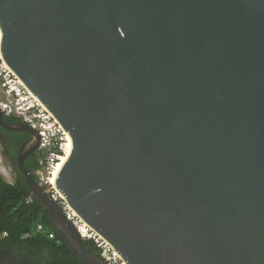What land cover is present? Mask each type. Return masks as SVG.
<instances>
[{"label": "water", "instance_id": "95a60500", "mask_svg": "<svg viewBox=\"0 0 264 264\" xmlns=\"http://www.w3.org/2000/svg\"><path fill=\"white\" fill-rule=\"evenodd\" d=\"M3 61L72 141L56 187L126 264H264V0H0ZM17 155L32 196L89 251Z\"/></svg>", "mask_w": 264, "mask_h": 264}, {"label": "built area", "instance_id": "2783aa9c", "mask_svg": "<svg viewBox=\"0 0 264 264\" xmlns=\"http://www.w3.org/2000/svg\"><path fill=\"white\" fill-rule=\"evenodd\" d=\"M1 31V30H0ZM2 38V34H1ZM1 46V41H0ZM0 111L5 117H15L36 130L40 137L38 152L41 153L40 168L36 172L44 192L61 206L65 217L81 235L82 240L92 241L99 250L100 257L108 264H126L115 249L97 232L89 227L68 205L53 184L56 167L69 149L68 134L44 107V105L24 86L13 71L4 63L0 51ZM36 231L45 232V227L38 224ZM30 237V234H26ZM51 240L56 239L49 232Z\"/></svg>", "mask_w": 264, "mask_h": 264}, {"label": "trees", "instance_id": "16d2710c", "mask_svg": "<svg viewBox=\"0 0 264 264\" xmlns=\"http://www.w3.org/2000/svg\"><path fill=\"white\" fill-rule=\"evenodd\" d=\"M6 119L10 124L20 122V119L15 117ZM0 129L16 135V142L8 145V150L5 151V157L16 163L20 146L18 142L28 138L29 135L21 132L13 133L2 127ZM41 158V153L37 151L26 159L24 165L35 173L40 168ZM15 170L19 171L18 168ZM33 176L37 179L35 174ZM38 224L45 227V232L36 231ZM49 232L55 233V240L48 237ZM3 233H7L8 236L0 242V248L3 245H21L26 247V251H32L36 259L41 260L43 264H84L64 238L52 228L48 209L37 196L31 195L22 174L16 181L9 183L0 173V235ZM25 234H30V237L24 238ZM84 245L89 251L100 255L92 241H85ZM30 257V261H33V256Z\"/></svg>", "mask_w": 264, "mask_h": 264}, {"label": "flooded vegetation", "instance_id": "af4514ba", "mask_svg": "<svg viewBox=\"0 0 264 264\" xmlns=\"http://www.w3.org/2000/svg\"><path fill=\"white\" fill-rule=\"evenodd\" d=\"M6 122H7V119H6ZM15 137H16V135L8 134L7 132H4L0 129L1 156L7 162V166L10 169L11 174H13L15 176V181H16L18 176L21 174L20 171L15 170V168H18L17 157H16V163H14V161H11V159H8L5 157V151L8 150V145H11L14 142H16ZM29 139H30V135L28 138H25L24 140H20L18 142L20 144L18 152H19L20 148ZM17 155H18V153H17ZM36 176H37V181L39 183V177L37 174H36ZM4 239H5V237H0V242L3 241ZM25 248L21 245H3L0 248V264H43L41 260L36 259L35 254L31 253L32 251L31 252L26 251ZM30 255L33 256V261H30V259H31Z\"/></svg>", "mask_w": 264, "mask_h": 264}, {"label": "rangeland", "instance_id": "374dc122", "mask_svg": "<svg viewBox=\"0 0 264 264\" xmlns=\"http://www.w3.org/2000/svg\"><path fill=\"white\" fill-rule=\"evenodd\" d=\"M0 173L3 175L6 181L13 183L15 181V176L11 174L10 169L7 166V162L1 156L0 151Z\"/></svg>", "mask_w": 264, "mask_h": 264}, {"label": "bare ground", "instance_id": "6f19581e", "mask_svg": "<svg viewBox=\"0 0 264 264\" xmlns=\"http://www.w3.org/2000/svg\"><path fill=\"white\" fill-rule=\"evenodd\" d=\"M1 39L2 38H1V31H0V41H1ZM68 138H69V147H68L69 149L67 150L66 155L61 159V162L56 167L55 175L53 178V184H55L57 177H58V174H59L60 170L62 169L63 165L65 164V162H66V160H67V158L70 155L71 150H72V141H71L69 136H68ZM5 234H7V233H3L2 235H5Z\"/></svg>", "mask_w": 264, "mask_h": 264}, {"label": "clouds", "instance_id": "9594fccd", "mask_svg": "<svg viewBox=\"0 0 264 264\" xmlns=\"http://www.w3.org/2000/svg\"><path fill=\"white\" fill-rule=\"evenodd\" d=\"M1 57H2V55H1ZM2 60H3V58H2ZM4 63H5V62H4ZM5 64H6V63H5ZM6 65H7V64H6ZM1 113H2V112H1ZM3 116H4V115H3ZM4 117H5V116H4ZM5 118H9V117H5ZM20 121H21V120H20ZM0 151H1V149H0ZM38 170H39V169H38ZM38 170H37V171H38ZM37 171H36V172H37ZM36 172H35V173L33 172V173L36 175ZM2 176H3V175H2ZM4 179H5V178H4ZM9 183H10V182H9ZM39 184H40V183H39ZM40 185H41V184H40ZM41 187H42V186H41ZM25 235H26V234H25ZM25 235H24V238H27ZM7 236H8V234L0 235V237H5V238H6ZM99 256H100V255H99Z\"/></svg>", "mask_w": 264, "mask_h": 264}]
</instances>
